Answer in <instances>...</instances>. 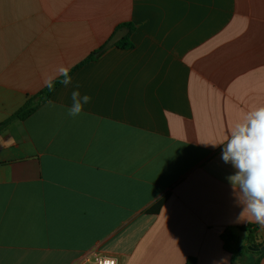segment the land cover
<instances>
[{
  "label": "crops",
  "instance_id": "crops-1",
  "mask_svg": "<svg viewBox=\"0 0 264 264\" xmlns=\"http://www.w3.org/2000/svg\"><path fill=\"white\" fill-rule=\"evenodd\" d=\"M61 65L72 84L0 130V264H264L224 248L264 227L220 143L264 107V0H0V122Z\"/></svg>",
  "mask_w": 264,
  "mask_h": 264
},
{
  "label": "clouds",
  "instance_id": "clouds-1",
  "mask_svg": "<svg viewBox=\"0 0 264 264\" xmlns=\"http://www.w3.org/2000/svg\"><path fill=\"white\" fill-rule=\"evenodd\" d=\"M70 72V67L59 66L53 74L46 76L44 86L53 91L57 77H62L59 83L64 86L72 84ZM71 100L68 115L76 117L83 112L84 105L91 101V97L81 95L77 85L71 93ZM220 143L223 145L221 159L237 170L228 179L237 203L243 206L240 215L247 212L257 225L264 227V107L245 114L244 122L237 123L230 138Z\"/></svg>",
  "mask_w": 264,
  "mask_h": 264
},
{
  "label": "trees",
  "instance_id": "trees-1",
  "mask_svg": "<svg viewBox=\"0 0 264 264\" xmlns=\"http://www.w3.org/2000/svg\"><path fill=\"white\" fill-rule=\"evenodd\" d=\"M120 27H127L128 31L131 29V24L130 23H124L121 24ZM115 45L118 47H127L131 46L132 43L128 40V35L123 36L121 39L115 42ZM90 58V57H88ZM61 79L58 78L55 86L59 83V80ZM52 91H49L46 87L38 91L36 94L29 96L24 104L17 109L14 113H12L9 117L4 119L3 121L0 122V130L6 128L9 124H11L15 120H23L27 116H29L35 108L42 103L45 99H48L51 95ZM237 240L236 237L232 234H228V237L224 241V248L227 249L228 251L232 252L234 255L242 253V250L245 251H251L247 248L245 249H238V246H236ZM263 242L258 243L256 246H261ZM255 254H264V250H259V251H251Z\"/></svg>",
  "mask_w": 264,
  "mask_h": 264
},
{
  "label": "built area",
  "instance_id": "built-area-1",
  "mask_svg": "<svg viewBox=\"0 0 264 264\" xmlns=\"http://www.w3.org/2000/svg\"><path fill=\"white\" fill-rule=\"evenodd\" d=\"M247 230L250 233H256L258 225L256 223L251 224L248 226ZM77 264H116V259L93 249L89 250L84 256H82L77 261Z\"/></svg>",
  "mask_w": 264,
  "mask_h": 264
},
{
  "label": "water",
  "instance_id": "water-1",
  "mask_svg": "<svg viewBox=\"0 0 264 264\" xmlns=\"http://www.w3.org/2000/svg\"><path fill=\"white\" fill-rule=\"evenodd\" d=\"M247 248L252 251L264 250V243L261 246H255L254 244H250L247 246Z\"/></svg>",
  "mask_w": 264,
  "mask_h": 264
},
{
  "label": "rangeland",
  "instance_id": "rangeland-1",
  "mask_svg": "<svg viewBox=\"0 0 264 264\" xmlns=\"http://www.w3.org/2000/svg\"><path fill=\"white\" fill-rule=\"evenodd\" d=\"M247 252L249 253V251H247ZM248 253H247V254H248Z\"/></svg>",
  "mask_w": 264,
  "mask_h": 264
}]
</instances>
